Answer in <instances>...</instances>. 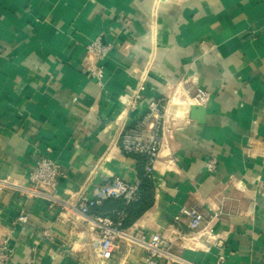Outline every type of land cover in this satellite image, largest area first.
Masks as SVG:
<instances>
[{
    "label": "crops",
    "instance_id": "obj_1",
    "mask_svg": "<svg viewBox=\"0 0 264 264\" xmlns=\"http://www.w3.org/2000/svg\"><path fill=\"white\" fill-rule=\"evenodd\" d=\"M96 37L112 45L100 78ZM197 89L202 124L180 104ZM151 101L178 116L159 125L153 202L122 228L159 233L181 264H264V0H0V243L14 263L143 264L138 247L98 259L97 235L60 203L139 182L120 134ZM42 155L61 171L55 187L22 191ZM182 207L214 238H190Z\"/></svg>",
    "mask_w": 264,
    "mask_h": 264
},
{
    "label": "built area",
    "instance_id": "obj_2",
    "mask_svg": "<svg viewBox=\"0 0 264 264\" xmlns=\"http://www.w3.org/2000/svg\"><path fill=\"white\" fill-rule=\"evenodd\" d=\"M111 49L112 45L104 42L100 37L94 38L87 45V53L98 61V63L96 62L95 65L93 64L88 68V72L92 77L100 78L102 76L103 68L100 65V61L106 57ZM206 100V92L202 89H197L192 96L180 104L185 105V107L190 105L203 106ZM161 109L158 102L151 101L148 104V112L136 120L133 125L124 128L120 134L122 150L126 154H138L143 157L144 172L148 177L152 176L154 172L161 144L158 137L159 125L160 123L164 125L169 115L171 119L178 116V114L173 113L174 111H168L166 114ZM215 167L216 161L214 159L206 163V168L209 171ZM60 173L58 165L50 157L42 155L36 162L35 168L31 171L26 186L21 187V190L27 193L41 194L43 191L53 189ZM138 188L139 182L129 183L114 177L95 185L91 196L82 192L76 195L74 204H60L80 213L86 220L89 229L97 235L94 243L95 255L101 261L111 259L123 244L140 248L144 256L143 264H159L160 262L163 264H181L180 257L170 251L168 242L159 233H150L148 231L130 233L124 230L122 228L125 217L123 209L112 210L110 216H100L92 212L93 208L106 199L120 198L126 204L137 201L139 198ZM3 190L4 184L0 183V192ZM49 197L51 199L49 206H52V203L57 201L54 200L53 196ZM180 212L190 217V238H214L213 227L202 215L184 207L180 208ZM174 218L177 220L179 216L176 215ZM17 219L25 221L26 216L18 215ZM0 264H16L13 262V250L6 240L0 243ZM23 264H35V259L32 257Z\"/></svg>",
    "mask_w": 264,
    "mask_h": 264
},
{
    "label": "trees",
    "instance_id": "obj_3",
    "mask_svg": "<svg viewBox=\"0 0 264 264\" xmlns=\"http://www.w3.org/2000/svg\"><path fill=\"white\" fill-rule=\"evenodd\" d=\"M137 158L138 162V176H139V198L137 201L129 204H125L124 201L120 198L118 199H106L95 208L92 209V212L103 213L110 212L115 209H123L125 212L124 221L126 224L137 219L145 210H147L153 202V186L150 177L144 175L141 169L144 167V159L141 155H134ZM124 227V224L122 225Z\"/></svg>",
    "mask_w": 264,
    "mask_h": 264
},
{
    "label": "water",
    "instance_id": "obj_4",
    "mask_svg": "<svg viewBox=\"0 0 264 264\" xmlns=\"http://www.w3.org/2000/svg\"><path fill=\"white\" fill-rule=\"evenodd\" d=\"M190 119L196 121L198 124H202L205 121V108L199 105H190L189 107Z\"/></svg>",
    "mask_w": 264,
    "mask_h": 264
},
{
    "label": "rangeland",
    "instance_id": "obj_5",
    "mask_svg": "<svg viewBox=\"0 0 264 264\" xmlns=\"http://www.w3.org/2000/svg\"><path fill=\"white\" fill-rule=\"evenodd\" d=\"M190 96H192V95H190ZM179 106V105H178ZM125 248H126V250H128V249H133V248H135V246H126V245H123L122 244V246H120L119 247V249H118V251H117V254H119V253H121L122 251H124L125 250ZM115 254H116V252H115ZM116 254V255H117Z\"/></svg>",
    "mask_w": 264,
    "mask_h": 264
}]
</instances>
